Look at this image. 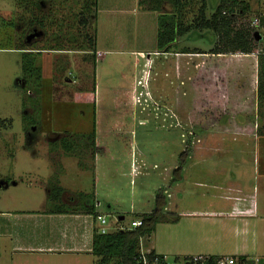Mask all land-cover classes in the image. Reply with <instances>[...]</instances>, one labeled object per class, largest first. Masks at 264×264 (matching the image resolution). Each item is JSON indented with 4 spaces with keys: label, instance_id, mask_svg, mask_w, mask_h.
<instances>
[{
    "label": "rangeland",
    "instance_id": "374dc122",
    "mask_svg": "<svg viewBox=\"0 0 264 264\" xmlns=\"http://www.w3.org/2000/svg\"><path fill=\"white\" fill-rule=\"evenodd\" d=\"M22 1L19 6L17 0H0V143L18 145V164L1 152L0 183L19 182L0 188V210L18 203L21 195L43 197L45 188L24 172L33 165L20 161L32 159L36 144L46 154L54 140L56 162L48 166L44 159L36 168L43 178L51 176L54 188L65 186L72 203L78 199L76 194L71 198L72 191L92 195L97 155L99 174L114 180L110 189L98 186L101 210L111 229L128 227L155 208L159 191L168 204L165 190L174 182V169L167 178L169 167L180 166V154L189 149L188 159L211 156L181 165L182 185L169 206L180 216H162L143 244L170 257L246 254L264 264V99L259 97L258 53L253 62L245 53L211 51L210 31L194 27L204 4L206 17L214 13L209 0H182L178 8L170 0H96L91 13L84 8L86 0ZM245 1L251 9L244 21L250 26L264 16V0ZM174 13L193 28L165 55L157 49L158 17ZM90 39L95 51L83 50L93 47ZM262 39L257 40L264 53ZM25 52L33 53L42 71L40 95L27 92ZM94 131L96 153L88 147ZM63 137L78 143L76 155L60 148ZM81 162L88 166L84 172H78ZM132 162L138 165L135 175ZM227 186L238 190L224 200ZM235 195L257 204L256 214L230 215ZM45 201L50 206L61 202L50 196ZM106 201L114 205L109 209ZM120 216L124 219L117 223ZM68 259L56 258L54 264H97L98 258Z\"/></svg>",
    "mask_w": 264,
    "mask_h": 264
},
{
    "label": "crops",
    "instance_id": "0c3cea01",
    "mask_svg": "<svg viewBox=\"0 0 264 264\" xmlns=\"http://www.w3.org/2000/svg\"><path fill=\"white\" fill-rule=\"evenodd\" d=\"M98 51L100 52V56H102L101 50L98 49ZM167 53L168 52H166L165 55H168ZM256 54L257 52L248 54L253 62L254 60L257 62L255 58ZM167 64L168 63L165 65L167 66ZM25 129H28V127ZM182 136L184 141V135L182 134ZM225 139L226 138L224 137L223 141H225ZM2 141L3 142L0 143V149L2 150H0V155L1 152L6 155L9 153L8 155L12 156L9 158L11 161L15 162V160H18L17 156H15L18 152L17 143L14 145L13 140ZM53 143L54 140L50 142V148H48L46 154L39 149L42 144H36L35 146L37 149L33 152L35 155L32 156V159H22L23 161H20L21 164L31 163L33 165L32 170L24 172L28 175L30 181L32 179V181L35 180L36 183H40L41 186L45 188V191L43 197L32 198L28 195H21L22 197L18 200V203L12 204V206H9L8 208L5 207V209L0 210V264H54L56 258H60L62 260L61 262H65L71 256H92L95 258V255L92 253V243L93 234L100 226L98 216L107 215L101 210V199L98 195V186L99 184L101 185V183H104L107 186L106 188L110 189L108 185H112L113 187L114 180H110V177L107 176V174H99L98 160L96 158L97 155H95L93 166L94 187L92 199L95 204L93 210L96 215L86 208L88 205L87 200L91 198H84L80 195V193L78 194L77 191H72L71 198H74L75 194L78 197L77 200L75 197V200L72 203L66 199V196L69 194V190L66 189L65 186L63 187L64 192L59 198L61 201L60 205L50 206L48 202L45 201V196H50V198L52 196L54 187L52 185V181L49 179L51 176H48L46 179L43 178L44 174L41 173L39 168H36L39 166L38 163L44 161V159L48 160V166L49 163L54 164L56 162L58 156L56 155L57 151L52 145ZM95 146L97 149L99 148L97 137L95 139ZM23 147L30 149V147H27L26 145ZM8 149H12V151L8 152ZM210 156L211 155L203 157H190L188 160L193 161L195 158H205ZM15 163L18 164V162ZM178 164V162H175L172 167H169V172L167 174L169 181L171 179V171L173 169L175 171L180 167ZM65 168L68 169L66 166ZM87 168L88 167H85V169ZM184 168L185 166H182V171H184ZM85 169L78 166V172H84ZM117 169L118 168H116V170ZM53 172L55 173V169L53 171L52 167V174ZM130 172L135 175L138 172V165L132 162V170ZM182 179L183 177L181 180H176L173 183L171 182L168 186L169 190H165V194L168 195L169 199L163 216L171 215L176 218L180 216L176 210L171 209L169 206L172 205L170 199H174L178 196L177 193L179 192V187L182 185ZM10 181L3 180L0 183V188L3 190L9 189ZM60 181L61 183L63 182L62 179H60ZM10 183L12 184V187H18L19 182L16 179H13ZM29 184L32 185L31 182H29ZM58 185L62 186L61 184ZM227 189L228 190L224 193L225 197H223L222 194L223 199L231 197L230 194L232 193V190H238L237 187L231 188L228 186ZM84 193L86 194L87 192ZM88 193H91V191ZM240 197H244L245 201H243V199L239 200ZM233 199L234 204L231 207L230 215L234 216V214L241 211L248 214V216L256 214L258 205H254L252 203L249 204L246 200V196L235 195ZM80 202L83 203L80 204ZM106 202L108 203L107 206L109 209L114 205L110 201ZM238 202L240 203L238 204ZM121 217L122 216H120V218ZM151 247L156 253L164 254L158 251L154 245ZM191 254L196 253L186 252L185 255Z\"/></svg>",
    "mask_w": 264,
    "mask_h": 264
},
{
    "label": "trees",
    "instance_id": "16d2710c",
    "mask_svg": "<svg viewBox=\"0 0 264 264\" xmlns=\"http://www.w3.org/2000/svg\"><path fill=\"white\" fill-rule=\"evenodd\" d=\"M22 2V0H17V4L19 6L22 5ZM170 2L176 8L182 6L183 4L182 0H170ZM96 5V0H86L84 2V8L89 13H91L92 6L95 10H97ZM209 5L211 9L214 10L211 18L206 17V5L204 4L201 10L202 14L200 22L195 23L196 25L194 27L198 29H207L210 31L208 34L215 45L211 51L214 53H258V56H260L258 63L259 97L264 99V53L261 52L263 49L260 47V40L256 39V29L246 26L244 21L246 17L250 15V4L245 0H209ZM152 9L155 11L158 8L155 6L152 7ZM178 15L179 14L174 13L172 15L164 14L158 17L159 29L157 49L159 51L170 52L171 48L177 44L179 39L184 34L190 32V30L193 28L191 25H185L183 21L178 18ZM263 17L261 15V25L259 29V32L263 36L262 38H264ZM82 22L87 24L88 19L85 18ZM90 40L92 41V39ZM92 43L93 47L83 48V50L95 51V42L92 41ZM44 49L49 50L52 48H43L42 50ZM58 49H61V47ZM23 54V74L28 82L30 81L27 87V92L29 93V91H34L40 95V81L42 80V76L40 74L42 71L39 67L35 66V59L32 52H25ZM81 137H83V135H81ZM88 138L90 139V144L88 147L94 149V153H96L97 148L95 146V131L90 133ZM60 142V148L63 149L66 155H76V149L79 145L74 139L71 138L70 140L67 137H63ZM52 145L54 148H57V143H53ZM189 152V149H185V151L180 154V167L174 171L173 181L181 180V165L186 163L190 155ZM81 167L85 168L88 166L82 164ZM63 192L64 188L58 185V187L53 188L51 198H53L54 201L59 202V198ZM80 194L81 196H84V198H91L87 200V203L91 204V207H89L90 205H87L86 208L96 215L95 211L93 210L95 205L92 199L93 195H85L84 193ZM166 205V197L163 192L159 191L156 196L155 208L151 212L141 214V217H138L142 219V225L134 229H116L108 233H101L98 231V229H96L93 234L92 253L98 258L97 264H137L136 260L140 240L141 238L150 236L155 231L157 224L160 222L163 216ZM260 263L261 261L259 260V264Z\"/></svg>",
    "mask_w": 264,
    "mask_h": 264
},
{
    "label": "built area",
    "instance_id": "2783aa9c",
    "mask_svg": "<svg viewBox=\"0 0 264 264\" xmlns=\"http://www.w3.org/2000/svg\"><path fill=\"white\" fill-rule=\"evenodd\" d=\"M261 25V17H255L251 22L250 27L256 29L255 33L258 38L263 36L259 32ZM257 38V39H258ZM100 226L98 231L101 233H108L116 229H134L142 225V219H134L130 226L125 227L123 225H118L111 229L108 226V215H99ZM121 220L118 218L117 223ZM145 238V237H144ZM141 238L139 244V250L137 255V264H259V259L250 258L246 254H235V255H206V254H191L181 257H170L166 254L156 253L152 247H147L143 244V239Z\"/></svg>",
    "mask_w": 264,
    "mask_h": 264
},
{
    "label": "water",
    "instance_id": "95a60500",
    "mask_svg": "<svg viewBox=\"0 0 264 264\" xmlns=\"http://www.w3.org/2000/svg\"><path fill=\"white\" fill-rule=\"evenodd\" d=\"M123 218H124V216H122L120 219H122V220H123Z\"/></svg>",
    "mask_w": 264,
    "mask_h": 264
},
{
    "label": "flooded vegetation",
    "instance_id": "af4514ba",
    "mask_svg": "<svg viewBox=\"0 0 264 264\" xmlns=\"http://www.w3.org/2000/svg\"><path fill=\"white\" fill-rule=\"evenodd\" d=\"M26 109H27V108H26ZM30 109H32V108H30ZM30 109H28V111H29Z\"/></svg>",
    "mask_w": 264,
    "mask_h": 264
}]
</instances>
